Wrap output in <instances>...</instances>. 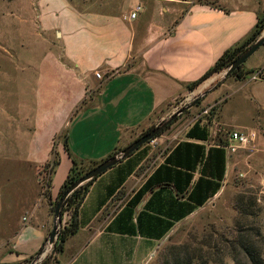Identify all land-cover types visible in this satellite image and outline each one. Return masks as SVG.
Listing matches in <instances>:
<instances>
[{
	"label": "crops",
	"instance_id": "0c3cea01",
	"mask_svg": "<svg viewBox=\"0 0 264 264\" xmlns=\"http://www.w3.org/2000/svg\"><path fill=\"white\" fill-rule=\"evenodd\" d=\"M31 4L34 34L44 42L42 57L34 64L36 99L29 108L8 115L12 133L7 136L14 139L15 149H3L0 155L29 168L22 176L32 185L33 199L15 210L11 203L4 204L0 188V227L18 226L11 236H0V263L8 264H21L43 246L52 225L51 203L71 159L89 165L101 162L162 119L157 113L169 103L208 85L211 77L188 90V84L224 51L251 33L257 16L264 13V0H33ZM137 5L141 10L131 19ZM182 118L89 185L78 210L79 229L66 241L59 263L117 264L118 243L134 237L135 224L143 239L140 213L170 223L163 239L180 224V218L160 211L179 207L200 190L194 186L197 180L209 176L213 152L208 154L205 148L200 158L198 148H223L215 143L213 123L193 118L179 125ZM202 122L209 128L207 137L199 128ZM166 141L172 143L170 148L141 172L155 145ZM53 152L58 163L50 171L45 196L40 179ZM228 158L227 153L226 167ZM196 213H188L184 220ZM120 216H124L122 227ZM144 240L147 253L141 264H149L158 244L148 236ZM15 249L19 251L14 255Z\"/></svg>",
	"mask_w": 264,
	"mask_h": 264
},
{
	"label": "rangeland",
	"instance_id": "374dc122",
	"mask_svg": "<svg viewBox=\"0 0 264 264\" xmlns=\"http://www.w3.org/2000/svg\"><path fill=\"white\" fill-rule=\"evenodd\" d=\"M32 1L0 0V151L15 149L14 139L7 136V132L9 135L12 133V127L8 130V115L15 114L21 107L29 108L36 99L37 75L34 64L42 57L44 42L34 34L35 8ZM242 67L244 71L247 70L243 79L237 80L234 76L224 78L223 69L210 76L208 85H200L193 93L176 98L157 113L162 119H157L155 125L194 103L180 115L183 118L178 124H189L193 118L213 123L215 143L223 148L211 150L206 145L204 148L200 146L199 155L206 149L208 154L213 152L211 167L208 169L209 176L197 180L194 186L200 190L197 193L192 192L190 198L179 207L160 211L168 212L173 218H180V224L173 232L163 239L171 228L170 223L146 219L140 213L138 222L143 239H139L135 224L132 228L134 237L118 243L117 264H141L147 253L144 248L145 236L154 238L158 244L154 247L149 264H233L229 241L247 243L255 239L256 232L264 237V76L251 78L259 69L264 72V44ZM198 123L196 121L187 129V136ZM199 128L205 131V137L210 133L203 122ZM231 130L253 131L256 134L255 139L230 152L225 147L228 146L227 133ZM179 136L177 134L176 138ZM173 141L174 139L171 142ZM172 143L166 141L155 145L153 154L147 159L141 172L151 167ZM21 148L23 150V146ZM227 153L229 158L226 167ZM89 168V164L77 165L73 173L78 169L84 173ZM24 170L28 171L29 168L20 162L3 160L0 155L2 199L4 204L11 203L15 210L27 207L33 199L32 185L28 178L22 176ZM48 171L46 168L40 179V191L43 194L48 189ZM194 210L197 213L184 220ZM70 214L67 210L63 214L62 222L68 220ZM51 216L53 217L52 211ZM123 218L124 216L118 218L121 219L119 227H122ZM14 224L0 227V236H11L18 228ZM28 237H33V233H29ZM52 246L43 247L42 259L52 254ZM17 251L19 250L15 249L12 254L15 255ZM5 253L9 256L8 252ZM62 253L52 254L51 262L55 258L61 264L58 259ZM35 258L36 256H32L21 264H31Z\"/></svg>",
	"mask_w": 264,
	"mask_h": 264
},
{
	"label": "trees",
	"instance_id": "16d2710c",
	"mask_svg": "<svg viewBox=\"0 0 264 264\" xmlns=\"http://www.w3.org/2000/svg\"><path fill=\"white\" fill-rule=\"evenodd\" d=\"M263 31H264V13L257 16L255 27L253 28L251 33L241 42H239L235 46L224 51L223 54L214 62V64L208 70H206L204 74L201 75V77H199V79L188 84V90L191 91L195 89L200 83H202L205 79H207L214 73H217L223 69H226L238 55H240L249 45H251L261 35ZM242 68L243 67L241 65L237 70H235L232 73L231 76H234L237 80L243 79L245 75L247 74V70L244 71ZM179 116L177 118H179ZM153 127L154 125L146 129L140 135L150 131ZM167 128L168 127H166L163 131H165ZM163 131H161L157 136H159ZM63 148L67 150L66 135L64 136ZM117 153L118 152H115L112 155H115ZM57 163H58V158L56 156V153L53 152V158L45 166V168L49 169L48 174H47L48 177L50 175V171H52V169L54 168V166H56ZM81 164L82 163L80 161L71 159V167L69 168L68 174L60 187V190H59V193L56 199L54 200V202L51 203L50 210L52 212H53V208H54L56 201L63 194V192L82 175L83 171L80 169H78L75 173H73L75 167ZM95 165L96 164H91L89 169H91ZM94 180L95 179H92L82 184L81 186L76 188L66 198L62 206V209H61V213H60L61 224L57 232V241L52 246V254H54L55 252L57 253L63 252L66 241L78 231L79 229V222L77 219L78 210L85 197V194L88 190L89 185H91V183ZM49 185H50V178H48V187ZM46 190L47 191H45L44 193L46 194L45 196L48 195V189ZM140 196L141 195L139 194V197ZM67 210L70 211L71 214L68 216V220H65L64 222H62L63 214ZM44 245L45 243L43 244L41 249H43ZM228 245H229V252H230V256L233 261V264H264V237H262L259 232H256L255 239L252 241H249L247 243H239V244L236 243L235 241H229ZM52 254L46 256L37 264H54V263L58 264V261L55 258L53 259V263L51 262L53 258ZM36 255L37 254H35L34 257ZM0 264H8V263H0ZM13 264H20V263H13Z\"/></svg>",
	"mask_w": 264,
	"mask_h": 264
},
{
	"label": "water",
	"instance_id": "95a60500",
	"mask_svg": "<svg viewBox=\"0 0 264 264\" xmlns=\"http://www.w3.org/2000/svg\"><path fill=\"white\" fill-rule=\"evenodd\" d=\"M264 44V31L261 35L251 44L249 45L240 55H238L232 63L225 69L224 71V78H227L232 75V73L237 70L244 62L253 54L255 53L262 45ZM194 103H190L189 105L185 106L184 108L180 109L176 113H173L170 117L166 120L161 122L158 125H155L150 131L139 135L136 139H134L131 143H129L126 147L121 149L119 153L112 155L101 162L97 163L94 167L86 171L82 174L76 181H74L59 197L56 201L54 208H53V217H52V226L50 232L48 233L45 239V245L52 246L55 243L57 238L58 228L61 224L60 220V213L62 206L66 200V198L79 186L82 184L97 178L99 175L107 171L108 169L115 166L117 163L122 161L123 159L129 157L133 152H135L139 147L152 141L157 135L163 131L166 127H169L173 121L177 119L179 115H181L184 111L188 110L192 107ZM44 245V246H45ZM42 250L41 249L37 255L35 260L31 264H37L42 260ZM38 261V262H37Z\"/></svg>",
	"mask_w": 264,
	"mask_h": 264
},
{
	"label": "built area",
	"instance_id": "2783aa9c",
	"mask_svg": "<svg viewBox=\"0 0 264 264\" xmlns=\"http://www.w3.org/2000/svg\"><path fill=\"white\" fill-rule=\"evenodd\" d=\"M141 10V6L137 5L134 10L130 13L129 17L134 19L137 16V13ZM95 76L97 78H101L99 72H95ZM264 76V72L262 69L255 71L254 74L251 75L252 79L260 78ZM203 113H207V111H203ZM227 136L228 146L225 147L226 150L233 152L237 147H243L252 142L255 139V132L253 131H240V130H231L229 131Z\"/></svg>",
	"mask_w": 264,
	"mask_h": 264
}]
</instances>
